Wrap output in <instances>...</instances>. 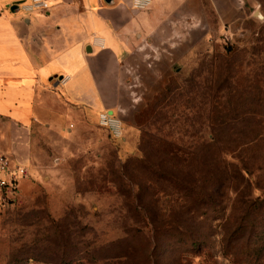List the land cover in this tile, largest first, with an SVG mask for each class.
Segmentation results:
<instances>
[{
	"label": "rangeland",
	"instance_id": "1",
	"mask_svg": "<svg viewBox=\"0 0 264 264\" xmlns=\"http://www.w3.org/2000/svg\"><path fill=\"white\" fill-rule=\"evenodd\" d=\"M256 11L196 42L122 139L98 122L36 131L34 162H12L26 176L0 186V264H264Z\"/></svg>",
	"mask_w": 264,
	"mask_h": 264
},
{
	"label": "crops",
	"instance_id": "2",
	"mask_svg": "<svg viewBox=\"0 0 264 264\" xmlns=\"http://www.w3.org/2000/svg\"><path fill=\"white\" fill-rule=\"evenodd\" d=\"M47 1V12L25 13L19 7L30 0H0V156L19 165L34 162L36 131L81 129L102 112L133 122L196 42L258 4L151 0L137 10L134 0Z\"/></svg>",
	"mask_w": 264,
	"mask_h": 264
},
{
	"label": "built area",
	"instance_id": "3",
	"mask_svg": "<svg viewBox=\"0 0 264 264\" xmlns=\"http://www.w3.org/2000/svg\"><path fill=\"white\" fill-rule=\"evenodd\" d=\"M151 0H134V8L137 10H146L149 8ZM50 8V5L47 0H30V2H25L20 5L19 9L25 13H34V12H47ZM69 77H63L60 80L62 85H66L69 82ZM99 126L105 129L109 135L115 139H122L124 135V126L123 122L115 115L109 112H102L98 118ZM0 172L10 176L9 183L0 179V186H8L13 189L16 188L15 185L19 179L26 176V170L21 167L13 168L12 161L5 157L0 156Z\"/></svg>",
	"mask_w": 264,
	"mask_h": 264
},
{
	"label": "water",
	"instance_id": "4",
	"mask_svg": "<svg viewBox=\"0 0 264 264\" xmlns=\"http://www.w3.org/2000/svg\"><path fill=\"white\" fill-rule=\"evenodd\" d=\"M254 16H255V18H257L259 20H264V16L260 11H256Z\"/></svg>",
	"mask_w": 264,
	"mask_h": 264
},
{
	"label": "trees",
	"instance_id": "5",
	"mask_svg": "<svg viewBox=\"0 0 264 264\" xmlns=\"http://www.w3.org/2000/svg\"><path fill=\"white\" fill-rule=\"evenodd\" d=\"M171 84H172V83L170 82L169 85L167 86L168 90L171 89V88H173V87L170 86ZM172 85H173V84H172ZM166 90H167V89H166ZM168 90H167V91H168ZM261 252H262V250H261Z\"/></svg>",
	"mask_w": 264,
	"mask_h": 264
}]
</instances>
